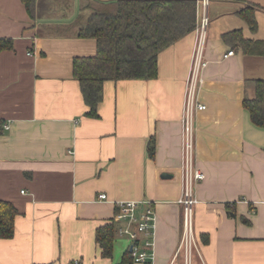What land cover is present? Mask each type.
Here are the masks:
<instances>
[{
	"label": "crops",
	"instance_id": "1",
	"mask_svg": "<svg viewBox=\"0 0 264 264\" xmlns=\"http://www.w3.org/2000/svg\"><path fill=\"white\" fill-rule=\"evenodd\" d=\"M81 1L36 0L30 17L21 0H0V38L12 41L0 50V200L17 209L12 237L0 238V264H120L128 240L116 235L105 258L95 231L124 200L139 201L138 210L147 200L155 211L153 264H185L177 252L181 115L196 32L158 54L155 78L105 81L89 117L72 74L73 58L96 51L95 39L77 35ZM246 1L258 6L255 31L235 14L243 3L209 0L198 94L206 108L194 118L204 178L195 186L190 264H264V128L242 105L251 81L264 79V57L222 39L240 30L264 40V0Z\"/></svg>",
	"mask_w": 264,
	"mask_h": 264
},
{
	"label": "trees",
	"instance_id": "2",
	"mask_svg": "<svg viewBox=\"0 0 264 264\" xmlns=\"http://www.w3.org/2000/svg\"><path fill=\"white\" fill-rule=\"evenodd\" d=\"M235 11L251 31L257 28L255 8L246 0ZM28 15L35 17L36 0H21ZM77 16V35L93 38L96 51L91 56L73 58L72 74L79 82L80 92L87 111L85 115L97 117V106L103 97V83L107 80L153 79L157 76L158 54L195 29L197 21L196 0H114L98 2L82 0ZM222 39L230 47H239L246 54L264 57V40L245 39L240 30L226 32ZM12 41L0 38V50L10 49ZM253 96L244 97L243 107L250 121L264 128V79L252 80ZM3 120L0 119V132ZM153 156L154 141L148 147ZM15 206L0 200V238H10L14 232ZM116 224L112 219L95 231V243L100 255L110 258ZM130 253L123 254L120 264H130Z\"/></svg>",
	"mask_w": 264,
	"mask_h": 264
},
{
	"label": "built area",
	"instance_id": "3",
	"mask_svg": "<svg viewBox=\"0 0 264 264\" xmlns=\"http://www.w3.org/2000/svg\"><path fill=\"white\" fill-rule=\"evenodd\" d=\"M200 12L196 21V40L191 57V65L186 80L184 105L181 115L182 124V190L178 203L182 206V233L177 252L181 249L185 264H190L193 250H197L194 233V208L198 203L195 195L196 184L204 178V174L195 166V125L194 118L197 111L206 108L199 100L198 94L203 84L202 70L206 65L204 48L209 24V0H199ZM233 54L227 50L222 57ZM7 128V125H3ZM106 198L100 194L99 200ZM139 201H115V213L112 220L116 223V235L128 240L127 251L132 263L153 264L154 258V228L155 211L149 201H143L145 207L138 210ZM72 264H80L74 260Z\"/></svg>",
	"mask_w": 264,
	"mask_h": 264
}]
</instances>
